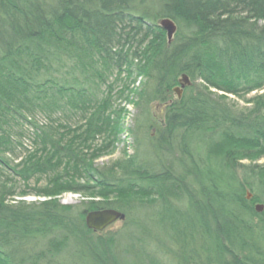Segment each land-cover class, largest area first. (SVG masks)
<instances>
[{
	"label": "trees",
	"instance_id": "trees-1",
	"mask_svg": "<svg viewBox=\"0 0 264 264\" xmlns=\"http://www.w3.org/2000/svg\"><path fill=\"white\" fill-rule=\"evenodd\" d=\"M123 102L154 131L152 159L97 166ZM260 159L264 0H0V264H264ZM28 195L45 199L12 198ZM153 204L156 229L129 216ZM104 208L123 229L86 227Z\"/></svg>",
	"mask_w": 264,
	"mask_h": 264
},
{
	"label": "rangeland",
	"instance_id": "rangeland-1",
	"mask_svg": "<svg viewBox=\"0 0 264 264\" xmlns=\"http://www.w3.org/2000/svg\"><path fill=\"white\" fill-rule=\"evenodd\" d=\"M221 93V92H218ZM229 100L232 101H238L234 96L227 95ZM122 105L125 106L126 112L123 119V126H124V132L120 134V139L118 142L115 143V149L111 154L103 155L95 160V164L97 166H104L110 164L112 161L118 159L119 157H122L123 155H131L135 152V150L139 147V152L143 153L144 157L147 159H152V153L150 151L151 149V140L148 138V135H153L154 131L150 128L147 129L146 126L141 125L140 123L144 122L143 118L141 117V113L137 111V108L131 104V103H125L123 102ZM238 105L242 106L243 103L241 101H238ZM163 115V105L153 102L150 105L149 111H148V118L151 119L153 116L156 120H160ZM39 122L44 121V117L41 115H38L36 118ZM140 124V125H139ZM140 130V131H139ZM30 132L26 135H24L22 141L23 146L26 148H31V137ZM25 150L24 148H19L16 151V154L23 153ZM246 162V161H243ZM258 163H263L264 159H260L257 161ZM43 182V179L40 181ZM252 195V192H249ZM251 197V196H250ZM14 200L22 199L26 202H35V201H41L45 199L44 197L34 196V195H28L26 197H12ZM57 199L61 203L65 204H76L79 201L83 200L84 197L78 193L73 192H64L60 194ZM158 208L157 204H153L151 206H137L135 211L131 212L129 214L130 217L139 218V219H145L147 224H150L153 226V229L155 228V225H153V221L155 218V211ZM123 220H116L114 223L110 225L111 230H117L120 231L123 229ZM165 264H173L169 255L163 256ZM68 262L70 263L71 260L68 259Z\"/></svg>",
	"mask_w": 264,
	"mask_h": 264
},
{
	"label": "water",
	"instance_id": "water-1",
	"mask_svg": "<svg viewBox=\"0 0 264 264\" xmlns=\"http://www.w3.org/2000/svg\"><path fill=\"white\" fill-rule=\"evenodd\" d=\"M159 26H161L167 36L168 42L171 41L172 36L175 32L176 25L170 18H162L158 22ZM180 83L178 86L173 87V91L176 93L177 97L181 96L182 89L185 84H189V80L186 75L182 74L179 79ZM251 194L247 192V198H249ZM254 209L257 212L262 211L263 205L261 203H257L254 206ZM125 214L114 208H104L98 210H91L85 214L84 222L87 228L93 231H101L107 228L109 225L114 223L116 220H124Z\"/></svg>",
	"mask_w": 264,
	"mask_h": 264
}]
</instances>
